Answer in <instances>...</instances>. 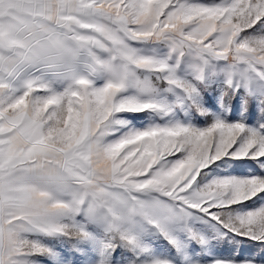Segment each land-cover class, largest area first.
Segmentation results:
<instances>
[{"label": "snow or ice", "instance_id": "6c2138e0", "mask_svg": "<svg viewBox=\"0 0 264 264\" xmlns=\"http://www.w3.org/2000/svg\"><path fill=\"white\" fill-rule=\"evenodd\" d=\"M0 264H264V0H0Z\"/></svg>", "mask_w": 264, "mask_h": 264}, {"label": "rangeland", "instance_id": "374dc122", "mask_svg": "<svg viewBox=\"0 0 264 264\" xmlns=\"http://www.w3.org/2000/svg\"><path fill=\"white\" fill-rule=\"evenodd\" d=\"M233 174L240 175V174H242V170H239L238 169ZM223 247L225 249H227L229 246L228 245H225ZM256 250H257V245H255L252 242H249V241H244L242 243L239 242V241L236 242L235 251L239 252L241 255H247L250 252H254ZM225 254H227V253H225Z\"/></svg>", "mask_w": 264, "mask_h": 264}]
</instances>
